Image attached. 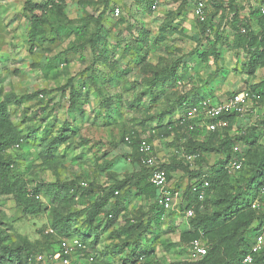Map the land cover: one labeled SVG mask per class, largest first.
I'll return each mask as SVG.
<instances>
[{"label": "clouds", "instance_id": "9594fccd", "mask_svg": "<svg viewBox=\"0 0 264 264\" xmlns=\"http://www.w3.org/2000/svg\"><path fill=\"white\" fill-rule=\"evenodd\" d=\"M0 264H264V0H0Z\"/></svg>", "mask_w": 264, "mask_h": 264}]
</instances>
